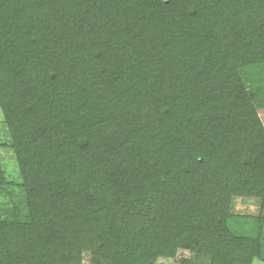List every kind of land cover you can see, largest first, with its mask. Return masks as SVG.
<instances>
[{
  "label": "trees",
  "instance_id": "16d2710c",
  "mask_svg": "<svg viewBox=\"0 0 264 264\" xmlns=\"http://www.w3.org/2000/svg\"><path fill=\"white\" fill-rule=\"evenodd\" d=\"M264 0H0V109L28 218L0 214V264L264 261L230 225L261 201ZM185 264H191L184 259Z\"/></svg>",
  "mask_w": 264,
  "mask_h": 264
},
{
  "label": "rangeland",
  "instance_id": "374dc122",
  "mask_svg": "<svg viewBox=\"0 0 264 264\" xmlns=\"http://www.w3.org/2000/svg\"><path fill=\"white\" fill-rule=\"evenodd\" d=\"M248 89L258 95L256 102L259 116L264 124V64H255L241 70ZM11 132L6 124L0 109V214L3 217L13 218L16 215L28 218V206L25 203V187L21 169L14 149L11 147ZM234 217L230 225L236 231H244L251 236H257L259 229L264 235V221H258L261 213V201L257 197L236 196L232 202ZM264 218V211H262ZM189 259L191 264H207L204 257L198 256L189 250H180L178 257L162 258L165 264H185ZM78 264H94L90 249H84ZM253 264H264V261L255 259Z\"/></svg>",
  "mask_w": 264,
  "mask_h": 264
}]
</instances>
